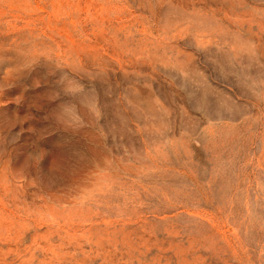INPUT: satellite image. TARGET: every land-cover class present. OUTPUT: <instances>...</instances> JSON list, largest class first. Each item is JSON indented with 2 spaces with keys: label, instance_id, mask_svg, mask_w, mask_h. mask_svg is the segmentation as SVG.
<instances>
[{
  "label": "rangeland",
  "instance_id": "obj_1",
  "mask_svg": "<svg viewBox=\"0 0 264 264\" xmlns=\"http://www.w3.org/2000/svg\"><path fill=\"white\" fill-rule=\"evenodd\" d=\"M0 264H264V0H0Z\"/></svg>",
  "mask_w": 264,
  "mask_h": 264
}]
</instances>
